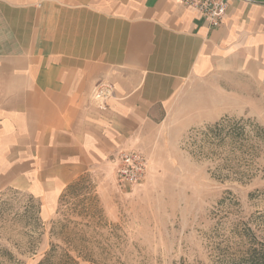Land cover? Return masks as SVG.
Wrapping results in <instances>:
<instances>
[{"label": "crops", "instance_id": "crops-1", "mask_svg": "<svg viewBox=\"0 0 264 264\" xmlns=\"http://www.w3.org/2000/svg\"><path fill=\"white\" fill-rule=\"evenodd\" d=\"M234 80L264 82V0H229L217 29L177 0H0V196L50 215L119 154L149 155L201 90L238 97Z\"/></svg>", "mask_w": 264, "mask_h": 264}, {"label": "rangeland", "instance_id": "rangeland-1", "mask_svg": "<svg viewBox=\"0 0 264 264\" xmlns=\"http://www.w3.org/2000/svg\"><path fill=\"white\" fill-rule=\"evenodd\" d=\"M233 85L238 97L201 90L196 115L168 116L137 185L121 186L114 164L50 215L26 193L0 196V264H264V82ZM217 123L247 137L218 144Z\"/></svg>", "mask_w": 264, "mask_h": 264}, {"label": "built area", "instance_id": "built-area-1", "mask_svg": "<svg viewBox=\"0 0 264 264\" xmlns=\"http://www.w3.org/2000/svg\"><path fill=\"white\" fill-rule=\"evenodd\" d=\"M188 10L197 12L210 29L219 28L226 16L229 0H177ZM114 89L109 83L97 84L91 93V100L99 110L107 108ZM149 168L146 156L140 152L121 153L116 160V178L123 187H132L145 179Z\"/></svg>", "mask_w": 264, "mask_h": 264}, {"label": "trees", "instance_id": "trees-1", "mask_svg": "<svg viewBox=\"0 0 264 264\" xmlns=\"http://www.w3.org/2000/svg\"><path fill=\"white\" fill-rule=\"evenodd\" d=\"M256 133L259 134V137L261 138V141L264 142V137L261 135L263 134L261 129H256ZM244 130L236 129V127L231 126L228 130H226L222 125L215 124L213 127H210L208 130V135L211 137V140L214 142H217L218 144H224L225 142H229L231 144H237L239 138H245L247 136H243ZM67 262H71L72 264H77L74 262L69 256H66ZM51 253H47L44 256V259L39 264H54L51 261Z\"/></svg>", "mask_w": 264, "mask_h": 264}]
</instances>
